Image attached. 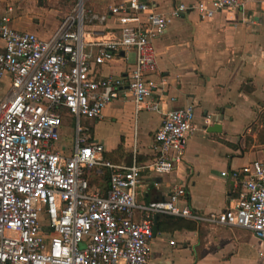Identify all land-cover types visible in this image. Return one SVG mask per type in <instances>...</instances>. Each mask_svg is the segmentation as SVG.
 <instances>
[{
    "label": "built area",
    "instance_id": "built-area-1",
    "mask_svg": "<svg viewBox=\"0 0 264 264\" xmlns=\"http://www.w3.org/2000/svg\"><path fill=\"white\" fill-rule=\"evenodd\" d=\"M84 2L74 0L48 39L0 20V79L9 82L0 99V264H150L159 214L244 229L264 243V161L230 174L240 190L217 214L179 207L184 187H173L167 201L136 203L143 175L165 176L181 164L186 139L196 130L191 107L165 114L148 166L110 162L104 146L89 142L80 124L101 119L111 101L128 96L135 114L157 112L150 79L157 70L154 41L178 17L196 14L208 21L244 12V1L175 3L168 14L156 12L153 0H112L101 14ZM109 23L118 26L116 32L97 29ZM127 51H133L134 63L125 78L95 77V67L121 53L125 58ZM66 116L74 119L68 154L57 148ZM105 171L109 186L102 196L90 190L89 177Z\"/></svg>",
    "mask_w": 264,
    "mask_h": 264
},
{
    "label": "crops",
    "instance_id": "crops-1",
    "mask_svg": "<svg viewBox=\"0 0 264 264\" xmlns=\"http://www.w3.org/2000/svg\"><path fill=\"white\" fill-rule=\"evenodd\" d=\"M198 1L153 3L156 12L168 14L175 3ZM243 1L244 12L216 14L208 21H201L196 14L178 17L154 41L157 70L150 79L156 84L152 100L159 103L157 112L135 114L128 96L111 101L99 120L81 119L83 135L104 146L107 160L126 167L148 166L155 160L154 135L165 114L193 109L196 130L186 139L181 164L165 176L143 175L137 189L138 205L167 201L173 187H184L187 196L179 199V207L189 206L200 214L220 213L240 190L230 174L252 161H264V143L259 141L264 130V0ZM111 3L86 0L85 5L101 14ZM68 6L60 8L55 2L49 8L44 0H0V20L8 18L12 29L48 39ZM111 24L97 29L116 32L118 26ZM130 53L134 55L127 51L125 58L122 55L95 67V77L125 78L134 63V59L129 63ZM8 87V80L0 79V99ZM215 123L220 132H208ZM58 149L68 154L65 146ZM221 172L229 176L224 180ZM89 186L105 196L108 176L91 174ZM141 217L136 211L135 220ZM165 217L171 216L154 218L150 264H264V243L247 230L185 219L191 229H174Z\"/></svg>",
    "mask_w": 264,
    "mask_h": 264
},
{
    "label": "rangeland",
    "instance_id": "rangeland-1",
    "mask_svg": "<svg viewBox=\"0 0 264 264\" xmlns=\"http://www.w3.org/2000/svg\"><path fill=\"white\" fill-rule=\"evenodd\" d=\"M65 0H44L45 6L52 8L55 4V2H58L64 5H69L68 3H64ZM72 1V0H70ZM86 3V0L85 2ZM60 6V5H59ZM86 6V5H85ZM86 8H88L86 6ZM134 59V55L132 53L129 54V63H132ZM73 130H74V122L73 119L70 116H66L63 119V125L62 130L60 133V139L59 143L57 144V148H60L61 146H65L66 152L69 153L70 149L73 147Z\"/></svg>",
    "mask_w": 264,
    "mask_h": 264
},
{
    "label": "trees",
    "instance_id": "trees-1",
    "mask_svg": "<svg viewBox=\"0 0 264 264\" xmlns=\"http://www.w3.org/2000/svg\"><path fill=\"white\" fill-rule=\"evenodd\" d=\"M69 0L64 1V3H68ZM60 8H63V6H66L64 4H61V2L59 3ZM74 6V1H71V3L69 4L68 7L64 8L67 12H69L72 7ZM259 141L261 143H264V130H262L259 133ZM107 174L104 172L103 177L105 179H107ZM165 221L172 226L174 229H191L192 227L190 226V224H188L186 221H184L183 219H174L172 217H165Z\"/></svg>",
    "mask_w": 264,
    "mask_h": 264
},
{
    "label": "water",
    "instance_id": "water-1",
    "mask_svg": "<svg viewBox=\"0 0 264 264\" xmlns=\"http://www.w3.org/2000/svg\"><path fill=\"white\" fill-rule=\"evenodd\" d=\"M120 55L122 56L123 53H121ZM208 132H212V133L220 132V126H218V124L215 123L208 128ZM155 235H156V227H155V221H154L153 236H155Z\"/></svg>",
    "mask_w": 264,
    "mask_h": 264
}]
</instances>
